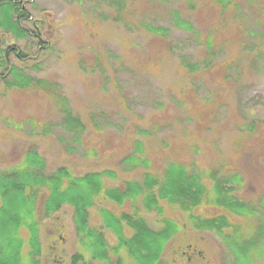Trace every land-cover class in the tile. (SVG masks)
Instances as JSON below:
<instances>
[{
    "label": "rangeland",
    "instance_id": "374dc122",
    "mask_svg": "<svg viewBox=\"0 0 264 264\" xmlns=\"http://www.w3.org/2000/svg\"><path fill=\"white\" fill-rule=\"evenodd\" d=\"M16 1L27 11L21 21L26 33L0 26L2 44L15 43L26 53L25 60L14 53L10 58L24 74L65 98L78 121L67 123L63 105L45 89L15 86L11 74L0 78V168L33 148L43 155L45 172L63 164L77 174L109 167L120 176L108 179L109 184H120L137 174L121 169L137 137L155 167L168 158H194L202 168L220 169L200 170L205 182L214 171L227 177L243 200L258 201L264 192V125L255 135L241 127L251 118L264 119V0H235L222 17L213 0H121V8L106 0ZM173 8L215 38L209 68L191 70L184 64L202 60L206 46L173 23ZM146 22L168 31L153 33ZM141 128L150 134L140 133ZM233 174L237 181L229 178ZM161 202L164 215L182 225L166 242L162 260L230 264L231 253L219 235L195 230L185 211ZM100 203L121 208L112 201ZM195 211L213 215L224 210L201 204ZM226 213L247 228L243 216ZM157 217L147 212L153 226ZM90 221L101 222L96 207L90 209ZM40 225L41 234L51 235L43 236L44 246L54 245L42 253V264H81L70 258L79 244L69 204Z\"/></svg>",
    "mask_w": 264,
    "mask_h": 264
},
{
    "label": "trees",
    "instance_id": "16d2710c",
    "mask_svg": "<svg viewBox=\"0 0 264 264\" xmlns=\"http://www.w3.org/2000/svg\"><path fill=\"white\" fill-rule=\"evenodd\" d=\"M106 1L122 7L121 0ZM213 1L221 9L219 17H222L224 9L236 4L235 0ZM1 10L3 18L0 26L23 36L26 27L21 21L27 16L25 7L16 0H0ZM171 17L175 25L190 31L195 41L206 46L202 60H184V64L191 70L209 68L215 39L212 33L203 35L178 9H171ZM145 27L161 35L168 31L164 26L149 22L145 23ZM11 53L19 60L26 59V53L17 44L4 45L0 38L1 79L11 74L14 76L11 83L15 86L32 85L52 93L42 85L43 80L24 74L22 68L12 62ZM52 95L63 105L65 121H78L65 98L55 92ZM262 124L264 119L251 118L242 124L241 131L255 135ZM139 132L150 134L146 128H141ZM133 143V149L121 159V169L137 170V174L121 180L120 184H109L110 178L120 179L116 169L109 167L77 174L63 164L45 172V159L33 148L26 150L18 162L5 169L0 168V264H42V253L45 250L50 253L54 245L50 241L44 246L43 236L49 238L51 235L41 234L40 224L43 218L60 210L64 204L72 207V222L79 244V249L70 257L71 262L159 264L161 261L169 264L162 260V254L166 242L182 225L171 216L164 215L161 200L174 209L185 211L195 230L208 229L219 235L231 253L230 264L264 261V192L256 203L247 202L235 194L234 186L229 184L227 177H219L214 171L207 172V177L211 179L207 183L200 171L220 169L202 168L194 158L191 161L168 158L161 166L155 167L146 154L143 140L135 137ZM229 178L237 181L239 176L233 174ZM105 200L121 208L115 210L102 205L100 202ZM201 204L214 205L225 212L204 215L195 211ZM92 207L99 212L101 222L98 225L91 224ZM147 212L158 215V226L150 224ZM226 212L243 216L247 228L242 230L241 224L231 221ZM62 239L63 236L59 235L58 240Z\"/></svg>",
    "mask_w": 264,
    "mask_h": 264
}]
</instances>
